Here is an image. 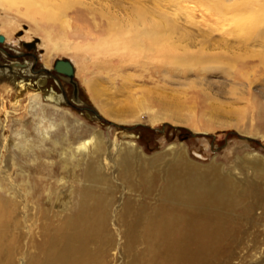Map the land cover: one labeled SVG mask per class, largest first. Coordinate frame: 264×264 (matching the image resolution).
<instances>
[{
	"label": "rangeland",
	"instance_id": "rangeland-1",
	"mask_svg": "<svg viewBox=\"0 0 264 264\" xmlns=\"http://www.w3.org/2000/svg\"><path fill=\"white\" fill-rule=\"evenodd\" d=\"M65 1L7 0L12 2L6 5L9 17L0 9V30L7 28L10 42L31 29L35 43L33 50L23 41L16 49L7 45L11 57L0 53V66L31 63L43 55L33 75L19 72L0 79V186L7 189L3 175L12 173L11 163L27 180L47 177L55 192L60 186H82L84 167L78 164L85 156L75 147L95 135L115 150L134 144L146 158L165 155L171 147L185 149L200 166L219 165L237 182H261L254 171L241 167L253 159L264 165V43L253 41L264 38V12L234 13L237 5L254 0H224L221 16L209 14L197 0ZM148 8L157 12L150 44L144 38L149 27L139 28L149 23ZM9 20L16 21L10 26ZM62 48L66 55L57 54ZM181 58L202 62L183 64ZM58 59L72 61L76 85L54 72ZM42 72L48 76L43 90L38 86ZM52 90L62 102L46 101ZM75 91L82 104L74 100ZM38 94L40 103L34 99ZM142 98L175 108L160 110L149 102L142 110ZM152 113L159 118L155 125ZM58 180L62 183L56 185ZM253 203L249 198L242 208ZM252 219L241 224L232 256L217 264H264V205Z\"/></svg>",
	"mask_w": 264,
	"mask_h": 264
},
{
	"label": "bare ground",
	"instance_id": "bare-ground-1",
	"mask_svg": "<svg viewBox=\"0 0 264 264\" xmlns=\"http://www.w3.org/2000/svg\"><path fill=\"white\" fill-rule=\"evenodd\" d=\"M49 1L63 3L65 0ZM198 1L206 5L209 14L214 12L221 16L226 11L224 0ZM256 1L237 5L234 13L264 12V4H255ZM7 3L0 0V9L9 17ZM147 11L149 23L139 28L149 27L144 38H148L150 44L155 37L156 9ZM16 14L25 18L20 11ZM15 21L8 23L11 26ZM7 32V28L0 30V36L5 39L0 43L3 58L11 57L5 50L7 45L12 44L16 49L21 41H33L31 29L26 31L25 38L13 42L9 41ZM263 39L253 41L264 43ZM56 52L67 54L66 48ZM182 58L178 60L183 64L193 61ZM40 61L43 55L40 60L35 57L31 63L12 62L7 67L0 66V79L4 80L6 75L17 76L19 72L33 75L36 72L32 68ZM198 61L192 64L202 62ZM46 68L44 66L43 71ZM38 77L39 89L43 90L48 76L42 72ZM59 77L76 85L75 77L72 80L63 75ZM45 98L56 104L63 101L53 90ZM34 99L41 102L39 94ZM142 99L138 103L142 110L149 102L160 110L175 108L163 100ZM74 100L82 104L78 97ZM107 113L112 115L110 109ZM154 113L150 116L152 125L159 121ZM109 147L98 135L75 147L77 153L85 156L78 164L84 167L80 178L82 186L76 189L60 186L55 192L52 190L55 184L49 183L47 177L27 180L19 169L13 168L14 163L8 165L13 174L3 175L7 180L6 190L0 186V264H120L123 258L129 260L128 264H217L231 255L243 221L252 219V214L264 205L262 161L246 160L241 167L242 172L244 169L254 171L261 179L257 184L249 180L237 182L219 165L203 167L191 162L185 149L171 147L165 155L146 158L134 144L117 150L114 145ZM3 148L0 146V156ZM58 181L56 185L62 183ZM66 190L69 195L61 202ZM249 198L254 203L242 208Z\"/></svg>",
	"mask_w": 264,
	"mask_h": 264
},
{
	"label": "water",
	"instance_id": "water-1",
	"mask_svg": "<svg viewBox=\"0 0 264 264\" xmlns=\"http://www.w3.org/2000/svg\"><path fill=\"white\" fill-rule=\"evenodd\" d=\"M5 41L3 36H0V43ZM23 46L28 50L35 49V43H24ZM53 70L59 75L66 76L71 80L75 77V67L69 59H58L54 62ZM75 96L77 97V91H75ZM95 113L94 110H90ZM97 115V113H95ZM98 116V115H97Z\"/></svg>",
	"mask_w": 264,
	"mask_h": 264
}]
</instances>
